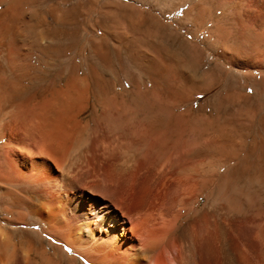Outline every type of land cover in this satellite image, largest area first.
Instances as JSON below:
<instances>
[{
  "label": "bare ground",
  "instance_id": "1",
  "mask_svg": "<svg viewBox=\"0 0 264 264\" xmlns=\"http://www.w3.org/2000/svg\"><path fill=\"white\" fill-rule=\"evenodd\" d=\"M26 4L0 0V264H264V196L251 197L264 185V115L234 148L214 111H193L203 87L162 53L124 60L106 39L28 92ZM202 10L191 36L205 30L223 62L264 72V0ZM41 24L46 53L45 13ZM257 80L243 97L259 105ZM212 161L230 166L218 178Z\"/></svg>",
  "mask_w": 264,
  "mask_h": 264
},
{
  "label": "rangeland",
  "instance_id": "2",
  "mask_svg": "<svg viewBox=\"0 0 264 264\" xmlns=\"http://www.w3.org/2000/svg\"><path fill=\"white\" fill-rule=\"evenodd\" d=\"M211 1L26 0V6L34 13L36 25L30 46L31 61L38 76L28 85L27 91L50 77L59 61L71 63L86 59L87 56L83 55L89 53L94 39H106L110 45L120 48L124 60L131 54L152 59L162 53L191 83L203 87L201 94L188 97L193 101V111L201 107L214 111L216 114L211 118L213 129L232 136V146L245 150L252 141V133L245 129L256 125L264 115V98L258 105L245 101L243 95L249 85L252 91L253 81H258L264 72H248L223 62L219 57L220 51L204 43L207 38L205 30L191 36L192 31L205 22L200 19L204 17L202 8L209 6ZM44 13L49 23L46 29L49 50L46 53L40 38L37 39L43 33L41 17ZM214 83L222 85L209 89ZM224 85L227 87L223 91ZM83 134L85 132L81 137L85 139L86 134ZM124 147L129 148L127 145ZM62 162L64 168L72 162V156L69 154ZM229 166L228 163L212 161L210 170L219 178ZM238 185L240 190L242 185ZM251 186L254 192L251 197L256 193L264 196V185Z\"/></svg>",
  "mask_w": 264,
  "mask_h": 264
}]
</instances>
